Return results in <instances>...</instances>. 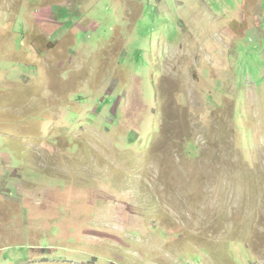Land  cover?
<instances>
[{"label": "rangeland", "instance_id": "374dc122", "mask_svg": "<svg viewBox=\"0 0 264 264\" xmlns=\"http://www.w3.org/2000/svg\"><path fill=\"white\" fill-rule=\"evenodd\" d=\"M0 264H264V0H0Z\"/></svg>", "mask_w": 264, "mask_h": 264}]
</instances>
